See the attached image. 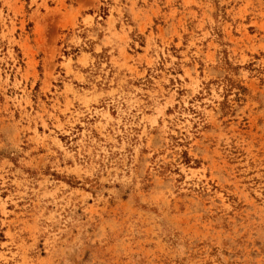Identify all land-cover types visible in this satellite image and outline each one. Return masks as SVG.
<instances>
[{"label": "rangeland", "instance_id": "rangeland-1", "mask_svg": "<svg viewBox=\"0 0 264 264\" xmlns=\"http://www.w3.org/2000/svg\"><path fill=\"white\" fill-rule=\"evenodd\" d=\"M0 264H264V0H0Z\"/></svg>", "mask_w": 264, "mask_h": 264}]
</instances>
